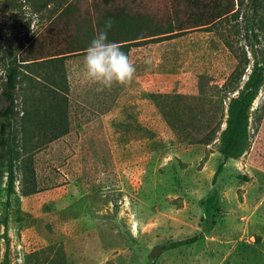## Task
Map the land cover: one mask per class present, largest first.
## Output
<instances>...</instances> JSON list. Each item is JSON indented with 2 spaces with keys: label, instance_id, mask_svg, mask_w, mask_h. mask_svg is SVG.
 <instances>
[{
  "label": "rangeland",
  "instance_id": "obj_1",
  "mask_svg": "<svg viewBox=\"0 0 264 264\" xmlns=\"http://www.w3.org/2000/svg\"><path fill=\"white\" fill-rule=\"evenodd\" d=\"M111 1L76 0L72 26L89 40L112 10L131 9L108 36L142 38L127 55L134 79L97 91L82 71L86 52L68 59L67 116L51 118L66 134L37 127L26 155L17 144L9 201L2 184L0 264H264V86L248 151L219 153L222 87L246 58L243 85L264 55L245 36L253 1H236V15L213 28H195L182 1ZM21 4L0 15V77L5 51L35 29ZM206 136L216 138L198 143Z\"/></svg>",
  "mask_w": 264,
  "mask_h": 264
},
{
  "label": "trees",
  "instance_id": "obj_2",
  "mask_svg": "<svg viewBox=\"0 0 264 264\" xmlns=\"http://www.w3.org/2000/svg\"><path fill=\"white\" fill-rule=\"evenodd\" d=\"M24 1L35 19V29L27 41L23 40L15 49L5 51L3 76L0 77V99L6 103L5 109L0 110V192L5 178L3 191L7 201L16 194L17 144L26 155L29 152V138L36 134L39 128L47 127L51 134H66V131H60V126L66 122L60 121V124L51 119L53 113L60 120L67 116L63 110L68 103L65 93L69 90L66 63L70 57L86 52L90 41L97 34L91 33L92 36L87 38L89 40H85L79 28H73L71 7L76 0ZM178 1H182L190 9L189 13L183 14L195 28L216 27L228 16L236 15V1L238 5L239 1L240 5L243 4V0ZM252 1L249 7V28L245 36L252 43L254 51L260 50L263 53L264 2ZM21 2L22 0H0V15L21 10ZM130 12L128 7H117L108 13V20L119 23L132 20ZM111 36H108L109 42L116 43L127 55L131 47L142 40L126 39L123 35ZM248 65L249 60L245 58L222 87L225 98L229 99L225 128L219 133V153L224 161L237 160L250 148V113L264 86V55L262 61L255 62L247 80L241 85ZM17 91L23 95L20 111L17 105ZM15 117L17 123L14 122ZM213 134L216 136L217 132ZM215 138L206 136L198 143L208 145ZM192 242L193 239L180 241L174 243L172 248Z\"/></svg>",
  "mask_w": 264,
  "mask_h": 264
},
{
  "label": "clouds",
  "instance_id": "obj_3",
  "mask_svg": "<svg viewBox=\"0 0 264 264\" xmlns=\"http://www.w3.org/2000/svg\"><path fill=\"white\" fill-rule=\"evenodd\" d=\"M111 21L90 41L83 57L82 71L85 78L104 91L114 84L128 86L132 83L136 69L127 54L114 42L108 40Z\"/></svg>",
  "mask_w": 264,
  "mask_h": 264
}]
</instances>
